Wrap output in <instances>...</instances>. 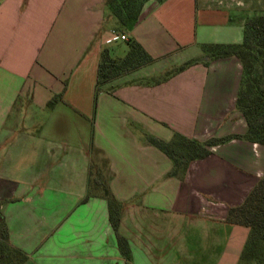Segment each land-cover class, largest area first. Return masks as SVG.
I'll return each mask as SVG.
<instances>
[{
  "label": "crops",
  "instance_id": "1",
  "mask_svg": "<svg viewBox=\"0 0 264 264\" xmlns=\"http://www.w3.org/2000/svg\"><path fill=\"white\" fill-rule=\"evenodd\" d=\"M263 13L264 0H148L120 34L155 61L96 94L102 52L129 51L110 42L106 0H0V220L24 264H128L118 234L129 264H239L250 230L226 219L264 178V147L233 139L172 177L147 135L246 134L242 63L201 46L241 44ZM92 164L124 204L118 234Z\"/></svg>",
  "mask_w": 264,
  "mask_h": 264
},
{
  "label": "trees",
  "instance_id": "2",
  "mask_svg": "<svg viewBox=\"0 0 264 264\" xmlns=\"http://www.w3.org/2000/svg\"><path fill=\"white\" fill-rule=\"evenodd\" d=\"M147 1L106 0V7L117 20L120 32L124 33L131 31L138 23ZM126 44L129 51L123 58L112 57L109 50L102 52L96 94L112 81L155 61L135 39L127 40ZM201 47L211 60L235 57L242 63L243 76L236 109L244 116L248 129L243 136H229L204 142L187 138L178 132L169 142L147 135L150 145L162 151L172 161L173 169L169 174L172 177L186 172L192 162L209 157L213 147L233 139H243L264 147V13L246 21L241 44H205ZM190 65L192 63L181 66L176 73L182 72ZM172 74H167L164 79H168ZM58 99L59 97H55L51 104ZM90 188L102 190L103 197L108 202L110 222L118 234L124 204L109 190L104 172L97 171L93 164L90 170ZM226 223L250 230L239 264H264V178L257 183L243 204L229 210ZM118 243L129 264L132 259L131 251L126 239L119 234ZM26 260L27 255L11 245L7 225L0 220V264H24Z\"/></svg>",
  "mask_w": 264,
  "mask_h": 264
},
{
  "label": "built area",
  "instance_id": "3",
  "mask_svg": "<svg viewBox=\"0 0 264 264\" xmlns=\"http://www.w3.org/2000/svg\"><path fill=\"white\" fill-rule=\"evenodd\" d=\"M118 40L127 41L128 39L124 34H117L116 32H113L110 42H116Z\"/></svg>",
  "mask_w": 264,
  "mask_h": 264
},
{
  "label": "rangeland",
  "instance_id": "4",
  "mask_svg": "<svg viewBox=\"0 0 264 264\" xmlns=\"http://www.w3.org/2000/svg\"><path fill=\"white\" fill-rule=\"evenodd\" d=\"M118 32H119V34L121 33L120 31H118ZM117 43H118V44H121L122 42H121L120 40H118ZM122 44H125V43H122ZM114 45H116V44H114ZM94 189H95V188H94Z\"/></svg>",
  "mask_w": 264,
  "mask_h": 264
}]
</instances>
